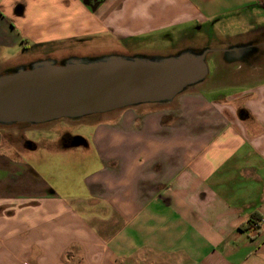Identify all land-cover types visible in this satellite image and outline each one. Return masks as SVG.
<instances>
[{
	"label": "crops",
	"instance_id": "0c3cea01",
	"mask_svg": "<svg viewBox=\"0 0 264 264\" xmlns=\"http://www.w3.org/2000/svg\"><path fill=\"white\" fill-rule=\"evenodd\" d=\"M245 9L260 30L242 17L240 41L264 47V0H0V49L183 36ZM250 49L233 48V61L264 57ZM254 62L239 83L86 122L87 144L59 149L90 156L76 181L64 172L52 186L0 135V264H264V65Z\"/></svg>",
	"mask_w": 264,
	"mask_h": 264
},
{
	"label": "water",
	"instance_id": "95a60500",
	"mask_svg": "<svg viewBox=\"0 0 264 264\" xmlns=\"http://www.w3.org/2000/svg\"><path fill=\"white\" fill-rule=\"evenodd\" d=\"M223 49H185L166 56L51 58L0 74V125H41L140 104L169 103L204 82L208 56ZM78 145V144H77Z\"/></svg>",
	"mask_w": 264,
	"mask_h": 264
},
{
	"label": "rangeland",
	"instance_id": "374dc122",
	"mask_svg": "<svg viewBox=\"0 0 264 264\" xmlns=\"http://www.w3.org/2000/svg\"><path fill=\"white\" fill-rule=\"evenodd\" d=\"M262 12L264 13V10H262ZM242 17L243 21H245L244 25H247L249 20L253 21L251 17L257 19L256 13L245 9L240 12H233L214 19L211 23L200 27V29L198 25L187 27L186 37L177 36V34H172L171 31H169L168 33L154 35V37L145 40L139 39L138 41L134 40L124 43L109 41L108 43H105L103 47L98 46V44L94 46L95 44L88 42H83L80 45L77 43H57V45H54L59 47L56 50L43 51L42 49L32 51L31 53H24L15 48H1L0 74L11 72L20 66L27 68L32 62L42 58H51L57 63H61L72 56L96 57L114 53H122L128 56L136 54H143L146 56H166L178 53L185 49L201 51L205 48L223 49L224 46L228 47L229 45H249L251 49L249 50L248 55H250V57H255L257 53L264 55V47H261L257 42L252 40L247 42L240 41V39L245 38L243 36H238V34H240L238 33V28H240L239 22ZM237 22L238 24H236ZM246 25V28L252 30L258 28V24L255 23L253 25ZM259 30L260 29L258 28L257 31ZM165 34H169V36H164ZM253 37L254 39L257 37V40H261L259 35H254ZM185 38H188L190 41ZM121 44L123 45L122 48H120ZM31 49L36 50L33 47ZM222 52V50H218L208 56L210 73L207 76L206 81L189 89H205L212 86L227 84L231 81H237L239 83L243 75L249 74L248 67L252 66L254 60L261 65H264V57L258 58V56L255 58H244L242 61L228 62L226 55ZM223 91V93L226 92L225 90ZM107 117H111V112L88 115L82 117L81 120L83 122H92ZM67 119H62L63 121L60 120V122L51 121L50 123L43 125L42 128L38 125H29L26 123H16L8 126L0 125V127H9L7 132H10L16 137H18L19 131L23 132L24 130L29 129L24 132V136L29 141L37 144V148H33V153H31L32 158H30V160L25 159L26 156H23L22 154H19L16 159L30 162L32 166H35L44 174L45 178L52 186H57L63 181L64 172H66L68 179L71 181L82 179L83 175L86 173L85 164L87 163V159H91L89 155H82L80 152L75 155V153H65L59 150L65 146L62 139L56 135L55 131L60 132L61 130H57L59 124H67V122H69ZM91 129L92 128L88 124H76V122H74V124L68 123L66 128L70 134H77L81 137L90 136ZM2 132L6 133L5 130H2ZM17 147H19L18 143ZM67 147L70 148V146Z\"/></svg>",
	"mask_w": 264,
	"mask_h": 264
},
{
	"label": "flooded vegetation",
	"instance_id": "af4514ba",
	"mask_svg": "<svg viewBox=\"0 0 264 264\" xmlns=\"http://www.w3.org/2000/svg\"><path fill=\"white\" fill-rule=\"evenodd\" d=\"M186 37V34L183 35ZM186 40H189L188 38H185ZM226 47V46H225ZM236 46H232V45H229L227 48V50L229 51H223L222 53H224L226 56L230 55V57H227L228 60H231L233 61L234 59H236L235 56H231V54L233 52H231L233 50V48H235ZM211 55V54H210ZM209 55V56H210ZM233 55V54H232ZM62 119H67V118H61V119H58V120H55V121H52V122H56V121H63ZM69 122H67V124H59V127L57 128V130H61L60 132L59 131H55L56 135H58V137H60L62 139V142L64 144V146H82V145H86L87 142L85 141V139L79 135H72L70 134V132L68 130H66L67 126H68V123H71V124H74V122L77 123H86V122H83L80 119H67ZM50 123V122H48ZM47 123L45 124H41V125H38L40 128H42L43 125H46ZM9 127H0V135H2L3 137V140L7 145H10L11 147L15 148L16 151H15V154L14 156L17 158V156L19 155V151H18V148L16 147L17 146V143L19 145V147H29V148H37V144H34L33 142L29 141L28 139L25 138L24 136V132H26L27 130L29 129H26L24 130L23 132L22 131H19L18 132V137L12 135L10 132H7V129ZM63 129V131H62ZM2 130H5L6 133H3ZM16 137V138H15ZM18 142H17V140ZM78 144V145H77Z\"/></svg>",
	"mask_w": 264,
	"mask_h": 264
},
{
	"label": "trees",
	"instance_id": "16d2710c",
	"mask_svg": "<svg viewBox=\"0 0 264 264\" xmlns=\"http://www.w3.org/2000/svg\"><path fill=\"white\" fill-rule=\"evenodd\" d=\"M135 41H138L139 39H134ZM126 42V41H123V43ZM52 44H38V45H34L33 48L36 49V50H42L43 47L45 46H50Z\"/></svg>",
	"mask_w": 264,
	"mask_h": 264
}]
</instances>
